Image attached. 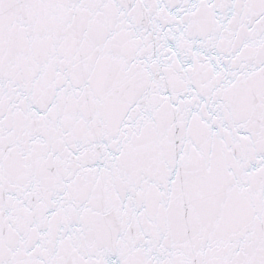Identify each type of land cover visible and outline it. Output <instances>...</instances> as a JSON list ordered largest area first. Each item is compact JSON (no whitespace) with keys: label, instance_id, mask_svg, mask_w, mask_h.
Listing matches in <instances>:
<instances>
[{"label":"snow or ice","instance_id":"6c2138e0","mask_svg":"<svg viewBox=\"0 0 264 264\" xmlns=\"http://www.w3.org/2000/svg\"><path fill=\"white\" fill-rule=\"evenodd\" d=\"M0 264H264V0H0Z\"/></svg>","mask_w":264,"mask_h":264}]
</instances>
